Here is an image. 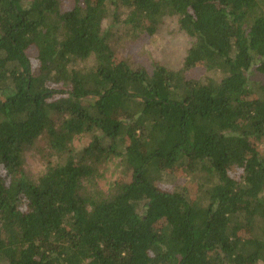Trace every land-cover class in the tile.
<instances>
[{
    "label": "trees",
    "instance_id": "obj_1",
    "mask_svg": "<svg viewBox=\"0 0 264 264\" xmlns=\"http://www.w3.org/2000/svg\"><path fill=\"white\" fill-rule=\"evenodd\" d=\"M109 7L151 35L176 17L192 40L182 67L117 59ZM203 67L221 80L191 75ZM252 72L264 77V0H0V264L264 262V78L253 88ZM40 138L54 160L34 181L24 154ZM98 155L128 176L84 195ZM178 165L213 181L205 206L160 188Z\"/></svg>",
    "mask_w": 264,
    "mask_h": 264
},
{
    "label": "rangeland",
    "instance_id": "obj_2",
    "mask_svg": "<svg viewBox=\"0 0 264 264\" xmlns=\"http://www.w3.org/2000/svg\"><path fill=\"white\" fill-rule=\"evenodd\" d=\"M62 10H70L75 0H59ZM114 16L113 8L109 7L108 16L104 21L105 27H113L109 40L110 47L115 52L116 58L125 61L131 68H145L152 70V63L158 62L169 70L182 67L184 58L189 50L192 40L179 29L176 17H167L157 26L154 34L146 30L133 31L131 27L124 26L125 16L123 11ZM196 77H209L220 81L222 75L216 71H209L205 67L194 69L191 73ZM263 76L250 73V84L255 88ZM63 117L55 116V125L61 123ZM88 136H76L71 144L75 148L82 149L88 145ZM258 150L264 155V142H256ZM52 151L43 138L24 154V171L34 181H38L47 171ZM96 159L88 161L92 174L82 179L81 191L84 195L95 197L97 193L108 194L115 183L122 181L128 176L127 167L119 158L98 155ZM168 183L160 184L163 190H182L196 203L205 206L207 204L206 191L212 185L205 174L201 171L192 172L185 166H174L167 170ZM166 179V180H167ZM264 264V262H259Z\"/></svg>",
    "mask_w": 264,
    "mask_h": 264
}]
</instances>
